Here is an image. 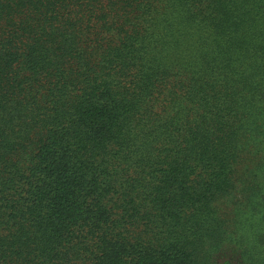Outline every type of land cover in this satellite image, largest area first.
<instances>
[{
    "label": "trees",
    "instance_id": "1",
    "mask_svg": "<svg viewBox=\"0 0 264 264\" xmlns=\"http://www.w3.org/2000/svg\"><path fill=\"white\" fill-rule=\"evenodd\" d=\"M0 264H264V0H0Z\"/></svg>",
    "mask_w": 264,
    "mask_h": 264
}]
</instances>
